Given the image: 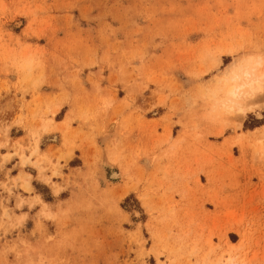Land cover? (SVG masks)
<instances>
[{
  "label": "rangeland",
  "instance_id": "374dc122",
  "mask_svg": "<svg viewBox=\"0 0 264 264\" xmlns=\"http://www.w3.org/2000/svg\"><path fill=\"white\" fill-rule=\"evenodd\" d=\"M251 69L264 0H0V264H264Z\"/></svg>",
  "mask_w": 264,
  "mask_h": 264
},
{
  "label": "bare ground",
  "instance_id": "6f19581e",
  "mask_svg": "<svg viewBox=\"0 0 264 264\" xmlns=\"http://www.w3.org/2000/svg\"><path fill=\"white\" fill-rule=\"evenodd\" d=\"M263 78H264V72L256 74L252 69L244 70L240 78L236 75L230 77L231 81L234 82V84L227 85L225 89V95L226 97H228L226 104H224L225 108H227V110H230L231 109L230 104L235 99L248 100V99H251L252 97H257L259 94L263 95L264 92H261V88H264ZM237 81L239 83L235 84V82ZM248 108H251V107H249L248 105L247 106L240 105V107L236 109V112L238 111L237 112L238 116L241 119L246 113L245 110ZM231 245L232 246L230 247L236 246L235 243H232ZM221 264H235V263L232 262L230 259H228L226 263H221Z\"/></svg>",
  "mask_w": 264,
  "mask_h": 264
},
{
  "label": "snow or ice",
  "instance_id": "6c2138e0",
  "mask_svg": "<svg viewBox=\"0 0 264 264\" xmlns=\"http://www.w3.org/2000/svg\"><path fill=\"white\" fill-rule=\"evenodd\" d=\"M261 92H264V88H261Z\"/></svg>",
  "mask_w": 264,
  "mask_h": 264
}]
</instances>
